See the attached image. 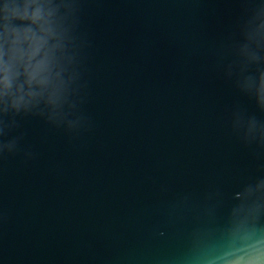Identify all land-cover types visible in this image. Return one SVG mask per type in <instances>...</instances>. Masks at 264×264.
Segmentation results:
<instances>
[{
  "label": "water",
  "instance_id": "1",
  "mask_svg": "<svg viewBox=\"0 0 264 264\" xmlns=\"http://www.w3.org/2000/svg\"><path fill=\"white\" fill-rule=\"evenodd\" d=\"M244 0H78L85 41L78 133L17 117L0 154V264H186L193 232L226 224L264 177L232 132L264 120L224 67Z\"/></svg>",
  "mask_w": 264,
  "mask_h": 264
},
{
  "label": "clouds",
  "instance_id": "2",
  "mask_svg": "<svg viewBox=\"0 0 264 264\" xmlns=\"http://www.w3.org/2000/svg\"><path fill=\"white\" fill-rule=\"evenodd\" d=\"M225 75L264 112V0H244ZM78 0H0V138L17 117L39 116L78 133L87 126L83 102L85 41L78 34ZM231 129L245 145L264 149V120L236 108ZM22 137L0 139L15 153ZM219 229L193 232L186 264H264V177L244 184Z\"/></svg>",
  "mask_w": 264,
  "mask_h": 264
}]
</instances>
